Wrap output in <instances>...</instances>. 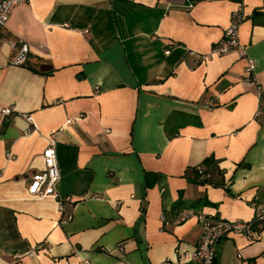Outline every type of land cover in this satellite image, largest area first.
Segmentation results:
<instances>
[{
    "label": "crops",
    "instance_id": "0c3cea01",
    "mask_svg": "<svg viewBox=\"0 0 264 264\" xmlns=\"http://www.w3.org/2000/svg\"><path fill=\"white\" fill-rule=\"evenodd\" d=\"M240 5L247 56L210 55ZM21 42L31 51L14 65ZM0 102L15 107L0 115V264H184L200 214L256 228L264 0H30L0 25ZM50 138L57 194L31 196ZM210 156L222 184L191 181ZM216 254L264 264V229L221 239Z\"/></svg>",
    "mask_w": 264,
    "mask_h": 264
},
{
    "label": "built area",
    "instance_id": "2783aa9c",
    "mask_svg": "<svg viewBox=\"0 0 264 264\" xmlns=\"http://www.w3.org/2000/svg\"><path fill=\"white\" fill-rule=\"evenodd\" d=\"M30 0H0V25H5L9 20L13 10L17 6L27 5ZM244 14L241 5L237 10L232 12L231 22L225 30L223 39L214 46L210 55H220L236 50L241 56H247V49L240 44L239 29L244 21ZM16 52L11 58L14 65H23L26 63L31 46L28 42H21L15 45ZM169 53V50H167ZM207 57H202L206 59ZM256 63L252 58H248L247 78L254 80V71ZM15 112L13 105H5L0 102V115L7 117ZM27 120L30 129L36 128L35 120L32 114H23ZM57 141L50 138L47 147L43 151L45 168L34 174L28 192L31 196L45 197L57 194V184L61 178V169L58 159ZM63 205V204H62ZM192 212H185L182 219H186ZM199 221L202 227V235L197 245L191 249L183 250L177 263H195V264H212L216 259V248L218 242L233 234H244L248 239L255 240L259 232L264 229V204L258 206L254 220L259 221L258 228H253L246 221L235 220H214L209 216L200 214ZM69 218H72L69 215ZM41 244L37 246V249ZM171 263V260H167ZM84 264H91L85 261Z\"/></svg>",
    "mask_w": 264,
    "mask_h": 264
},
{
    "label": "trees",
    "instance_id": "16d2710c",
    "mask_svg": "<svg viewBox=\"0 0 264 264\" xmlns=\"http://www.w3.org/2000/svg\"><path fill=\"white\" fill-rule=\"evenodd\" d=\"M220 174L221 170L219 169V161L213 156L206 158L201 165L189 169L187 173L190 180L193 182H210L217 185L222 184L220 181L215 180L216 176H219ZM182 204L183 201L179 199L175 202L174 208H178L182 206ZM251 223H255L256 228H258L259 221L253 219L251 220ZM213 264H216V260L213 262Z\"/></svg>",
    "mask_w": 264,
    "mask_h": 264
}]
</instances>
